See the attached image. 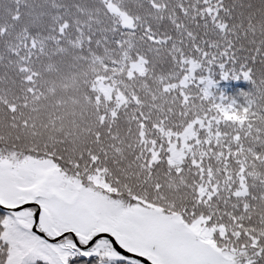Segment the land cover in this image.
Instances as JSON below:
<instances>
[{"label":"snow or ice","instance_id":"obj_1","mask_svg":"<svg viewBox=\"0 0 264 264\" xmlns=\"http://www.w3.org/2000/svg\"><path fill=\"white\" fill-rule=\"evenodd\" d=\"M0 264H264V0H0Z\"/></svg>","mask_w":264,"mask_h":264},{"label":"trees","instance_id":"obj_2","mask_svg":"<svg viewBox=\"0 0 264 264\" xmlns=\"http://www.w3.org/2000/svg\"><path fill=\"white\" fill-rule=\"evenodd\" d=\"M248 87L243 80H220L217 83V91L226 95H235L239 91L247 90Z\"/></svg>","mask_w":264,"mask_h":264}]
</instances>
